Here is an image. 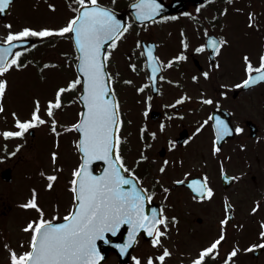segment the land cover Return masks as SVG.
Segmentation results:
<instances>
[{"label":"flooded vegetation","instance_id":"obj_1","mask_svg":"<svg viewBox=\"0 0 264 264\" xmlns=\"http://www.w3.org/2000/svg\"><path fill=\"white\" fill-rule=\"evenodd\" d=\"M132 1L103 2L115 8L131 25L129 31L117 41V46L109 49L111 55L107 69L111 74V87L120 102V110L130 116L125 139L126 164L141 177L145 187L156 192L150 203L158 206L164 204L166 215L178 217V223H173L168 230L173 239L172 246H167L172 255L166 258V264H181L182 261L187 264L201 247L220 234V220L226 214L229 223L223 226L226 235L225 240L221 241L220 256L211 259L209 264H221L233 247L238 249V255L233 258L235 264H264V247L244 251L264 239L259 236L264 230V82L251 88L223 87L225 84H238L246 78L242 59L245 53L254 65H258L259 57L264 53V44L253 52L244 50L242 36L233 27L260 30L264 38V13L257 8V0H208L207 3L205 0H160L167 7V12L148 23L137 24L128 12V5ZM197 7L200 8L199 12L196 11ZM224 9H227L226 13ZM244 9L254 14L251 27L249 13H245ZM205 29L208 35L223 37L228 41L219 54L213 55L212 50L207 48L200 53L194 51L197 46L207 42ZM185 37L190 44L186 50L187 59L174 61L171 68L165 67L163 75L167 77L166 80L157 78L154 85L149 84L144 92H137L139 86L148 83L149 75L145 57L140 55L141 48L136 46L137 41L141 42L143 48L146 44L154 47L155 53L166 63L185 51L181 45ZM133 63L137 65V70L130 68L129 65ZM216 63H219V68L214 67ZM204 71L211 74L210 78H204ZM193 75L198 76L197 81L192 80ZM128 80H132L133 84L126 83ZM224 92H227L226 96L221 95ZM185 93L191 99L176 105L175 101ZM148 96L152 97L151 101L147 100ZM200 96L212 97L214 103L205 104L199 99ZM217 100L219 107L215 104ZM149 104L151 107L145 117L144 109ZM175 112L182 113V117L173 115ZM213 115L229 121L233 127L240 125L244 129L242 133H233L219 141L221 151L216 153L212 152L213 129L205 125L199 133L195 132L204 120ZM161 123L165 124L163 131L160 130ZM211 123L213 121H209ZM145 124L148 127L142 137L140 128ZM151 132H156L155 139L151 137ZM190 136L191 139L185 144L184 140ZM169 141H175L176 146L170 147ZM145 144L150 147L145 149ZM241 145L246 147L241 148ZM142 151L148 156L146 161L138 159ZM0 157H3L0 159L1 172L2 166L14 157L9 155L5 161L1 138ZM165 159L169 160V165L165 173H160L159 168ZM186 173L189 174L187 178ZM204 174L209 177L214 196L203 202L193 200L196 193L189 187V181L202 178ZM156 177H160V182L171 189L169 193L162 191ZM177 180L186 182L176 184ZM225 197L234 206L227 213ZM257 202L260 208L254 214L251 209ZM4 203L0 195V216L6 215ZM139 242L150 243L142 238H139ZM136 248L131 255H138ZM129 264L132 262L129 261Z\"/></svg>","mask_w":264,"mask_h":264},{"label":"snow or ice","instance_id":"obj_2","mask_svg":"<svg viewBox=\"0 0 264 264\" xmlns=\"http://www.w3.org/2000/svg\"><path fill=\"white\" fill-rule=\"evenodd\" d=\"M78 7L75 14L72 15L63 26L59 27H32L24 25L14 30L11 21L7 22L4 27L7 33L2 42H0V112L4 111L3 100L7 94L9 82L6 79L7 73L15 68L22 69L25 67V60L22 59L29 48H36V43H30L34 38L44 39L51 37H67L75 42L78 52L76 61L77 75L74 79L69 80L65 85L58 86L54 98L47 100L45 111L50 117V127L53 133L57 132L58 121L55 117V109L63 107V95L70 90H77L79 86V99L83 109L79 113V120L73 123L70 128L76 129L80 133L79 140L75 141L81 153L79 165L72 171L70 181V190L73 193L72 208L63 216L62 222H54L56 217L46 218L44 209L37 202L36 189H33V196L27 203L21 205L23 208H35L39 212L37 219L30 220L23 231H30V240L26 250L18 252L5 244V248L10 253V264H100L103 254L98 242L108 245H114L121 256L130 255V250L139 243V237L146 234L150 238V244L154 252L147 255H130L133 264H166V258L171 257V250L165 246L162 238L169 236V229L173 223H178V217L166 215V207L161 204L159 208L151 207L150 203L156 196L154 190L150 191L141 182V177L125 162L122 155L121 141L119 135L120 127L123 120L120 114V102L116 97L115 91L111 87L110 73L107 71L108 58L111 55L109 49L117 46V41L127 33L131 25L118 18L115 8L108 7L98 2V0H75ZM116 0H112L114 4ZM208 0H205L207 3ZM14 3V0H0V13H4ZM55 5L50 4L49 8L55 10ZM162 4L159 0H134L131 8L134 10L132 15L138 21L151 20L162 10ZM197 12L200 8L197 7ZM227 12V9H224ZM186 15H191L186 13ZM249 26L254 24V14L249 13ZM167 19V17H161ZM207 42L200 44L194 51L200 53L205 49H211L213 55L219 54L221 47L228 43L223 38L208 35L205 29ZM183 36V33H182ZM182 48L178 55L173 56L166 63L158 56L154 47H148L145 53L140 41L136 46L141 48L140 55L145 56V67L150 69L148 83L139 86L136 91L144 92L149 84H154L157 78L166 80L163 75L165 67L171 68L174 61L187 59L186 50L190 44L187 38L181 40ZM244 61V70L246 78L238 84H225V88H251L261 82H264V53L259 57L258 65H254L248 54L242 57ZM130 68L137 70L136 64H130ZM219 68V63L214 64ZM117 75H119L117 73ZM208 71L203 72L204 78H210ZM193 81L198 80L197 75H193ZM133 84L132 80L126 81ZM178 83V82H175ZM226 96L227 92L221 93ZM152 97L148 96L147 100L151 101ZM191 97L185 93L181 95L175 104L179 105ZM199 99L205 104H213L212 97L200 96ZM68 103H72L71 100ZM219 107V100L215 101ZM151 105L144 109V116H148ZM173 107V105H168ZM41 100L39 97L34 99L33 109L30 118L21 120L17 113L13 112L12 116L16 117L15 125L18 130H5L2 135L5 138L22 137L25 132L37 125L46 123L41 116ZM173 115L181 116L182 113L175 112ZM209 121L213 123L209 124ZM208 125L214 131V140L212 152L221 151L218 142L225 136L233 133H242L244 129L240 125L231 126L229 121L220 116H210L204 120L199 127L195 129L199 133L201 129ZM147 124L140 128L143 137ZM165 124H160V130L163 131ZM69 130L68 128L64 129ZM195 133H193L194 135ZM156 132H151V137L156 138ZM191 136L184 140L187 144ZM259 139V138H257ZM169 146L174 148L175 141H169ZM20 145H17L19 149ZM150 145L145 144L144 148ZM246 145H241L245 148ZM15 153H9L14 155ZM58 152H52L51 158L53 164L56 163ZM3 159V157H0ZM139 161H146L148 156L142 151ZM93 161H103L105 167L99 174H95L91 164ZM172 163H175L173 161ZM183 164V161H180ZM169 160L165 159L159 168L160 173H165ZM223 171V165H221ZM189 174H185L187 178ZM48 189L53 188V182L57 181L56 170L53 174L47 175ZM236 177L235 179H238ZM185 180H177L176 184H183ZM156 183L159 184L162 191L167 194L171 189L160 182V177H156ZM189 187L196 193L193 200L203 202L211 200L214 196V189L209 184V177L204 174L202 178H193L189 181ZM167 199V196H165ZM234 206L229 203V198L225 197L224 208L226 213ZM260 208V203L251 209L256 213ZM58 216V211L56 213ZM229 223V217L226 214L224 219L220 220V234L213 240L209 241L206 246L199 249L198 254L188 260L187 264H209L211 259L220 256L221 241L225 240L226 230L223 226ZM126 227L127 236L123 242H115L111 237L118 234L122 237V228ZM264 228V222H262ZM264 238V230L259 233ZM23 246V241H21ZM264 247V239L260 244H252L250 248L244 251ZM238 255V249L233 247L222 259L221 264H235L234 257ZM181 264H184L182 261Z\"/></svg>","mask_w":264,"mask_h":264},{"label":"rangeland","instance_id":"obj_3","mask_svg":"<svg viewBox=\"0 0 264 264\" xmlns=\"http://www.w3.org/2000/svg\"><path fill=\"white\" fill-rule=\"evenodd\" d=\"M71 3L70 0H17L14 8L15 13H12L10 17L8 16L4 22L0 21V37L6 35L7 29L4 25L9 21L14 24V30L19 29L24 25H31L32 27L63 26L72 16L73 10ZM50 4L56 6L55 10L49 8ZM262 7L264 9V4H262ZM233 29L239 30L240 35L242 36V48L244 50L253 52L264 44V38L260 34V30L250 31L246 27L239 29L236 26L233 27ZM67 44L68 41L63 42V45L66 46V48ZM39 45L41 46L38 50H33L31 52L28 51L24 54V57L22 58L25 60L24 68H13L6 75L9 87L3 100L4 111L0 112V114L3 113L4 118V124L0 125L2 128H9L11 125V118H7L10 116V114L8 115V112L12 111L17 113V116L21 120L29 118L33 109L34 99L37 97L41 100V111L45 110L47 107V100L54 98L57 87L63 86L69 80L75 78V76H73L75 71L67 60H62L58 63L52 62V59H58L57 55L53 54H59V52H50V49L46 50V48L42 46V42H39L36 47ZM39 50H42V52H39ZM47 51L53 55L52 59H48L46 55H43ZM68 54H70V52H68ZM62 95L67 102L63 103L61 109H55V117H57L56 114L60 117H57V121L59 122L57 125V132L59 135L53 133L51 128H46L41 133L42 129L47 126V124H43L35 130L36 136L37 134H41L39 140H35V138L30 139L28 136L29 129L22 137L15 139L16 147L17 145H20V147L14 160L12 159L8 163H5H13L11 165H14L12 183L9 185L3 183V187L0 188L3 192L1 194L5 203L13 206L10 207L9 210L14 208L11 215L16 211V203L20 207L21 203L28 201L30 195H33L31 191L32 189L29 190L31 188L30 186L36 189V192L39 193L40 196H37L39 202L43 203L48 198L49 202L47 205L49 206H46L49 207V210L47 209L48 212L52 213L58 211V213H60L66 212V209L70 210V206L72 205L70 181L72 179V171L77 167L78 163L75 143L76 135L74 129L70 128V126L76 122L78 116L75 98L76 90H70ZM69 100H71L72 103H68ZM63 110H65L64 114L59 115ZM6 119H8V122ZM14 119H16V117ZM65 128H68L69 130L65 131ZM126 132L127 128L125 127L122 131V135L124 133L126 134ZM4 148L11 152L13 146ZM52 152H58L55 164H53L51 158ZM123 154L125 157L126 151H123L122 149V155ZM54 169L56 170L58 179L53 182L54 186L52 189H47L46 185L48 180L46 177L49 174H53ZM24 188H28V190L24 191ZM20 191L26 193L21 198H16L19 196ZM18 216L19 219H26L24 211L21 213L19 212ZM6 231L9 230H5L4 232ZM24 232L25 231L21 229V226L20 228H15L11 231L12 240L14 239L13 242H18V237ZM26 237L30 238V233H28L27 236L24 235L23 239ZM162 239L164 240V244L168 246L172 243L171 239H173V237L169 234L167 238ZM3 249L4 248H0V264H6L9 256L8 252L5 251L6 253H3ZM136 249L138 255H147L155 251L152 247L142 245V243H140ZM139 249H141L142 252H140ZM17 251L20 252L18 248ZM114 263H116V258L113 256L108 258L106 264Z\"/></svg>","mask_w":264,"mask_h":264},{"label":"water","instance_id":"obj_4","mask_svg":"<svg viewBox=\"0 0 264 264\" xmlns=\"http://www.w3.org/2000/svg\"><path fill=\"white\" fill-rule=\"evenodd\" d=\"M95 162H98V161H93V162H92V164H91L92 170H93V165H94ZM101 162L103 163V167H102V169H103V168L105 167V163H104L103 161H101ZM100 172H101V171H100ZM100 172H99V173H100ZM99 173H98V174H99ZM5 174H7V173H4V175H5ZM121 231L123 232V236L121 237L120 240H115V242H123V239L127 236L126 227H125V228H122ZM143 235H144L145 238H149V237L146 236V234H143ZM110 237H111V236H110ZM98 244H99V247H100L101 252H102V254H103V259L100 261V264H101V263L104 261V259L106 258V255H107V253H108L109 250H115V251H117V252L119 253V251L114 247V245H108V244H104V243H102V242H98ZM119 255H120V254H119ZM123 258H124V257H122V256L120 255L121 262H124Z\"/></svg>","mask_w":264,"mask_h":264}]
</instances>
